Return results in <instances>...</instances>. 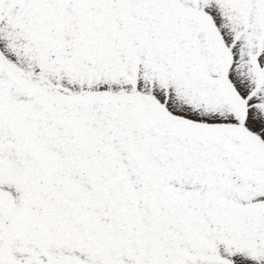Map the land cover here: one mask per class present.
I'll list each match as a JSON object with an SVG mask.
<instances>
[{
    "label": "snow or ice",
    "instance_id": "snow-or-ice-1",
    "mask_svg": "<svg viewBox=\"0 0 264 264\" xmlns=\"http://www.w3.org/2000/svg\"><path fill=\"white\" fill-rule=\"evenodd\" d=\"M0 264H264V0H0Z\"/></svg>",
    "mask_w": 264,
    "mask_h": 264
}]
</instances>
